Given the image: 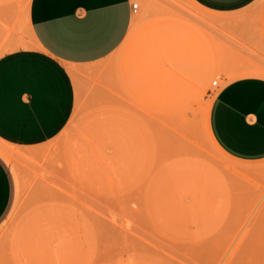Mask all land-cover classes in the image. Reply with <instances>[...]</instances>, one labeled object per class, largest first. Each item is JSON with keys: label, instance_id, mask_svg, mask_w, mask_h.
<instances>
[{"label": "rangeland", "instance_id": "obj_1", "mask_svg": "<svg viewBox=\"0 0 264 264\" xmlns=\"http://www.w3.org/2000/svg\"><path fill=\"white\" fill-rule=\"evenodd\" d=\"M131 1L126 37L64 126L35 144L0 138L11 179L0 264H264V159H231L208 129L234 65L210 53L208 14L189 0ZM28 4L0 0V55L33 48ZM260 4L233 14L254 16L251 41L219 28L243 55L241 75L264 77Z\"/></svg>", "mask_w": 264, "mask_h": 264}, {"label": "crops", "instance_id": "obj_2", "mask_svg": "<svg viewBox=\"0 0 264 264\" xmlns=\"http://www.w3.org/2000/svg\"><path fill=\"white\" fill-rule=\"evenodd\" d=\"M208 15L207 44L211 54H228L233 67L211 101L208 129L217 148L233 160L264 159V77L241 75L246 69L241 51H232L219 28L235 34L253 28L234 13L260 4L264 33V0H189ZM131 0H29L24 45L0 55V138L35 144L57 133L73 112L84 80L112 54L126 37L138 11ZM202 23V17H192ZM238 30V31H237ZM220 40L222 44L220 46ZM27 41V40H26ZM221 47V48H220ZM220 49H222L220 51ZM247 57V56H245ZM259 71V70H256ZM3 156V155H2ZM11 198V179L0 160V218Z\"/></svg>", "mask_w": 264, "mask_h": 264}, {"label": "built area", "instance_id": "obj_3", "mask_svg": "<svg viewBox=\"0 0 264 264\" xmlns=\"http://www.w3.org/2000/svg\"><path fill=\"white\" fill-rule=\"evenodd\" d=\"M137 5H138L137 2L132 1L131 6H132V9H133L134 11L137 9ZM211 86H212L214 89L220 87V82H219V80H218V79H214V80H212V81H211Z\"/></svg>", "mask_w": 264, "mask_h": 264}, {"label": "bare ground", "instance_id": "obj_4", "mask_svg": "<svg viewBox=\"0 0 264 264\" xmlns=\"http://www.w3.org/2000/svg\"><path fill=\"white\" fill-rule=\"evenodd\" d=\"M248 169H249V168H248ZM171 205H172V203H171ZM172 206H173V205H172ZM169 208H171V206H169ZM172 208H173V207H172ZM173 209L175 210V208H173ZM170 210L172 211V209H169V211H170ZM167 211H168V210H167ZM169 211H168V212H169ZM175 211H176V210H175ZM170 213H171V212H170ZM170 213H169V214H170ZM173 213H175V212L172 211V213H171L170 215H172ZM177 213H179V212L176 211V214H177ZM178 216H179V214H178Z\"/></svg>", "mask_w": 264, "mask_h": 264}]
</instances>
